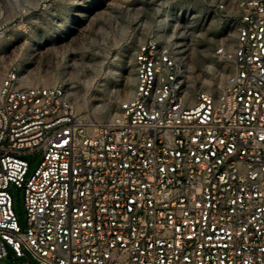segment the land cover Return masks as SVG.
I'll return each mask as SVG.
<instances>
[{
	"label": "built area",
	"instance_id": "2783aa9c",
	"mask_svg": "<svg viewBox=\"0 0 264 264\" xmlns=\"http://www.w3.org/2000/svg\"><path fill=\"white\" fill-rule=\"evenodd\" d=\"M237 33L233 52L218 49L233 62L221 92L191 105L182 62L156 38L139 45L133 94L105 120L80 116L61 86L9 76L0 258L10 246L38 264H264V0L240 1Z\"/></svg>",
	"mask_w": 264,
	"mask_h": 264
},
{
	"label": "rangeland",
	"instance_id": "374dc122",
	"mask_svg": "<svg viewBox=\"0 0 264 264\" xmlns=\"http://www.w3.org/2000/svg\"><path fill=\"white\" fill-rule=\"evenodd\" d=\"M240 1L0 0V88L13 75L19 88L61 86L80 116L105 120L133 94L139 45L156 38L182 62L190 105L202 91L217 96L233 70L218 49L235 50ZM21 157L32 173L42 151ZM9 191L26 228L24 192L14 184ZM7 250L0 264H38Z\"/></svg>",
	"mask_w": 264,
	"mask_h": 264
},
{
	"label": "bare ground",
	"instance_id": "6f19581e",
	"mask_svg": "<svg viewBox=\"0 0 264 264\" xmlns=\"http://www.w3.org/2000/svg\"><path fill=\"white\" fill-rule=\"evenodd\" d=\"M190 99H191V98H190ZM192 99H193V98H192ZM192 99H191L190 101H192V102H193L194 100H192Z\"/></svg>",
	"mask_w": 264,
	"mask_h": 264
}]
</instances>
